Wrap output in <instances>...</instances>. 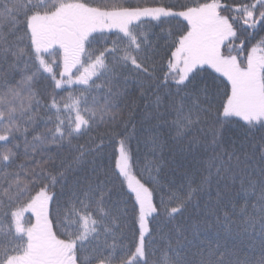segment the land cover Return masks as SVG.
<instances>
[{
    "label": "snow or ice",
    "instance_id": "1",
    "mask_svg": "<svg viewBox=\"0 0 264 264\" xmlns=\"http://www.w3.org/2000/svg\"><path fill=\"white\" fill-rule=\"evenodd\" d=\"M0 264H264V0H0Z\"/></svg>",
    "mask_w": 264,
    "mask_h": 264
},
{
    "label": "trees",
    "instance_id": "2",
    "mask_svg": "<svg viewBox=\"0 0 264 264\" xmlns=\"http://www.w3.org/2000/svg\"><path fill=\"white\" fill-rule=\"evenodd\" d=\"M243 135H244L243 129H240L236 125L227 128L226 131L224 132L225 139H236L238 137H242ZM131 147H132L134 161L138 157L139 160L143 162L147 150L143 147L142 144L138 146L135 140L132 141ZM108 151L109 153H111L114 150L112 148H109ZM110 163L114 167L115 160L112 159ZM140 168H141L140 164L134 163L133 172L134 173L139 172ZM179 171L181 170H178V172ZM169 172L170 169L166 168L165 174H168ZM169 178H173V177L169 176ZM26 215H28L29 218H31L30 214H26ZM181 222H184V219H182ZM221 242L226 245L227 249L232 254L233 259L235 258L244 259L245 257H247L248 259H255L261 256V249L259 245H256L254 248L250 247L246 239L241 240V239H236L235 237H225L224 239H222Z\"/></svg>",
    "mask_w": 264,
    "mask_h": 264
}]
</instances>
